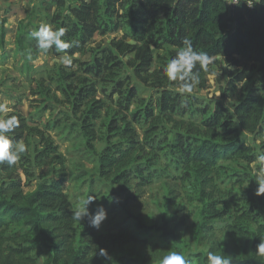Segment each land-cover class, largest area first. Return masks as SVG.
I'll return each instance as SVG.
<instances>
[{
  "label": "trees",
  "instance_id": "obj_1",
  "mask_svg": "<svg viewBox=\"0 0 264 264\" xmlns=\"http://www.w3.org/2000/svg\"><path fill=\"white\" fill-rule=\"evenodd\" d=\"M33 9L45 12L43 24L64 28L62 39L72 44L64 51L55 45L46 51L72 63L52 70L39 88L79 129L100 189L112 191L108 199H123V192L132 187L140 191L133 198H141V191L160 177L148 160L153 154L159 157L163 144L169 161L182 163L181 171L197 181L203 219L199 229L206 233L217 226L225 234L223 251L220 246L209 251L234 260L241 253L247 260L243 264H264V255L256 252L264 238V195H255L254 181L241 195H227L232 198L226 203L212 178L221 171L219 160L242 167L249 180L259 168L255 157L264 150V3L250 8L246 2L232 6L227 0H43ZM6 23L4 19L0 29L2 43ZM25 23H20V31ZM31 27L29 23L28 30ZM118 32L123 33L120 38L94 47L97 35ZM184 40L211 59L191 94H182L179 82L170 81L164 71ZM28 42L39 49L35 38ZM25 43L19 35L20 48ZM86 56L90 60L82 61ZM209 76L215 77L221 93L222 101L215 100L214 106L201 104L197 96L207 89ZM138 84L151 96L136 106ZM101 91L111 105L98 97ZM11 115L19 118L20 126L9 138L24 143L27 151L14 166L0 165V264H161L157 256L149 258L146 247L137 250L139 241L127 229L96 230L87 218L74 221L76 207L63 189L64 177L38 172L51 166L65 172L66 157L53 129L30 125V118L19 111ZM55 124L57 128L61 121ZM239 181L243 186L245 180ZM32 187L33 192H26ZM126 216L138 232L156 230L176 248L186 244L168 223L149 226L141 216ZM238 243H243L242 252ZM198 248L191 258L207 264L209 251ZM99 249L108 257H100ZM36 251L42 255H34ZM235 261L231 264H241Z\"/></svg>",
  "mask_w": 264,
  "mask_h": 264
},
{
  "label": "rangeland",
  "instance_id": "obj_2",
  "mask_svg": "<svg viewBox=\"0 0 264 264\" xmlns=\"http://www.w3.org/2000/svg\"><path fill=\"white\" fill-rule=\"evenodd\" d=\"M4 3L0 1V29L3 26L2 21L4 19L8 20L11 11L8 8L9 5H3ZM35 4L36 7H39L41 0ZM28 9H31V6ZM33 10L32 14L29 13V15H33L32 18L27 17L24 29L22 31L18 30L16 34L17 38L19 35L24 37L26 43L23 48L22 46L20 48L17 42L14 43L15 39H13V42L8 43V46L5 44L3 50L1 47L3 43L0 40V102L8 101L9 107L12 109L11 112L16 110L23 113L27 118H30V125L49 126V128L53 129L51 134L55 143L59 146L60 153L66 157L65 172L58 173L61 170L59 166L42 168L38 172L40 174L47 173L50 178L63 176L65 179L63 189L72 197L76 208L81 200L86 199L90 194L93 195L96 201L89 206L90 211L95 213L96 208L101 205L107 211V219L100 228L109 229L110 231L118 230L117 228L127 229V232L135 236L139 241L136 244L137 250L139 251V249L146 247L147 251L145 252L151 259L157 256L162 260L163 256L176 251L185 255L189 259V264H198L197 259L190 256L191 252L199 250L198 246L206 251H209L212 246H215L216 249L220 246L221 251H223L225 234L220 233L219 227L216 226L215 230L206 233L204 230L199 229L203 219L200 212L201 202L199 201L200 193L197 181L192 174L188 173L186 175L187 173L185 174L181 171L182 163L178 164L175 161H169L171 155H168V151H163L165 145L163 146L162 144V152L158 154L159 157L154 154L149 157L148 164L154 167L155 165L157 166L160 177H154L152 184L145 187L144 191H141V198H133V196H139L140 191L132 187L123 192V199L113 197L115 201H118L115 202L112 197L108 199L112 192L110 189L108 191L100 189L95 164L85 154V150L82 147V139L79 136V129L67 120L58 105L53 104V99L51 101H49L50 98L47 101L45 100L42 90L39 88V81L43 77L49 76L48 74L52 70L69 65L64 63L67 57L63 55L54 56L44 50L34 49L28 42V40L30 41L33 38L30 33L35 30L34 26L43 24L41 21L46 16L44 11L38 14L36 11L33 12ZM29 23L32 24V27L28 30ZM122 35V32L109 34L105 37L97 35L94 38V47H104L110 44L113 39L120 38ZM29 54L31 59L28 58ZM76 57L80 58L78 55ZM89 60L90 56H86L82 61ZM57 85L58 83H54L51 87L53 93L56 92L54 89ZM137 87L139 96L135 102L136 106L140 105L142 99L148 102L151 96L139 84ZM56 95L62 98L61 93H56ZM197 96L200 98L201 104L204 105L210 104L214 106L215 100L222 101L214 76L208 77L207 89L199 91ZM98 97L105 100L108 105H111V101L102 91L98 94ZM225 104L231 105L232 103L227 101ZM49 108L52 109L50 110ZM58 120L61 121V124L56 128L55 123ZM100 149L101 144L97 146V150ZM218 162V168L221 171L212 174V178L223 195L222 200L229 203L232 197L229 199L227 195L232 194L233 197H237L241 193L246 192L251 188L255 178L254 180H249L247 177L244 178V169L229 160H219ZM253 168H255V165H253ZM254 174L255 171H253ZM238 175H240L239 178L237 177ZM242 178L245 180L243 186L240 185L239 181ZM91 182L94 183V186ZM34 190L35 187L28 188L26 192H33ZM117 191H119V188L115 189V192ZM128 213L134 216H141L149 226L168 223L186 244H179L180 248H176L174 247V241L163 238L162 234L156 230L138 232L131 228V224L134 221L126 216ZM204 234L207 235L204 236L205 238L203 237ZM238 246L240 247L239 252H242L243 243H238ZM34 255L39 257L42 252L36 251ZM238 255L235 260H238L239 263L243 264L247 261L243 259L241 253ZM235 260L231 259V261L237 262Z\"/></svg>",
  "mask_w": 264,
  "mask_h": 264
},
{
  "label": "clouds",
  "instance_id": "obj_3",
  "mask_svg": "<svg viewBox=\"0 0 264 264\" xmlns=\"http://www.w3.org/2000/svg\"><path fill=\"white\" fill-rule=\"evenodd\" d=\"M245 2L251 8L255 4L264 3V0H245ZM239 3L240 0H237L232 4ZM30 36L37 40V47L44 51L53 45L60 51L72 47L71 42L62 39L65 36V29L62 27L53 30L50 25L41 24L38 29L30 33ZM183 44L184 46L171 59L164 71L170 81L179 82V91L182 94H191L201 82V70L207 71L211 59L207 53L196 51L190 41L184 40ZM28 58L31 59L30 54ZM64 63L71 65L72 60L66 58ZM194 69L196 70L194 71ZM11 111L8 101L0 102V114H5L0 116V165L7 164L10 167L14 166L21 159L22 154L27 151V146L24 143L14 142L9 138L8 134L20 126V120L16 115H6ZM255 160L259 165L255 177L257 185L255 195L259 197L264 195V150L258 152ZM112 200L115 201V198L112 197ZM95 201V197L91 194L86 199L81 200L78 207L72 212V219L81 223L87 218L88 225L99 230L102 223L107 219V211L101 205L96 208L95 213L91 212L89 206ZM256 252L258 255H264V238L260 239ZM99 255L100 257H108L105 249H99ZM228 256L230 255H218L209 251L207 264H231V259L227 258ZM161 264H189V261L180 252L172 251L162 257Z\"/></svg>",
  "mask_w": 264,
  "mask_h": 264
},
{
  "label": "crops",
  "instance_id": "obj_4",
  "mask_svg": "<svg viewBox=\"0 0 264 264\" xmlns=\"http://www.w3.org/2000/svg\"><path fill=\"white\" fill-rule=\"evenodd\" d=\"M0 1L5 2L3 5H6V6L9 5L8 8H10V10H11L9 13V17H8L7 22L9 21L10 16L18 17L17 28H16V32L14 34V37H15L14 43H16L17 42L16 41V39H17L16 34L19 30L18 27L20 26V23L27 19L29 13L32 11L34 6L36 5L35 3L37 1H40V0H0ZM41 1H43V0H41ZM29 6H31V9H28ZM7 36H8V31L5 27V40L3 42V46H1L3 50H4L5 44L8 46Z\"/></svg>",
  "mask_w": 264,
  "mask_h": 264
},
{
  "label": "bare ground",
  "instance_id": "obj_5",
  "mask_svg": "<svg viewBox=\"0 0 264 264\" xmlns=\"http://www.w3.org/2000/svg\"><path fill=\"white\" fill-rule=\"evenodd\" d=\"M17 23H18V17L10 16L9 21L5 25L8 31V36H7L8 43L13 42L14 34L17 28Z\"/></svg>",
  "mask_w": 264,
  "mask_h": 264
},
{
  "label": "built area",
  "instance_id": "obj_6",
  "mask_svg": "<svg viewBox=\"0 0 264 264\" xmlns=\"http://www.w3.org/2000/svg\"><path fill=\"white\" fill-rule=\"evenodd\" d=\"M228 1V3L230 4V5H236V4H232V3H234V2H237V0H227ZM240 2H245V0H240Z\"/></svg>",
  "mask_w": 264,
  "mask_h": 264
},
{
  "label": "water",
  "instance_id": "obj_7",
  "mask_svg": "<svg viewBox=\"0 0 264 264\" xmlns=\"http://www.w3.org/2000/svg\"><path fill=\"white\" fill-rule=\"evenodd\" d=\"M250 262L255 263V264H261L260 262H257V261H254V260H251Z\"/></svg>",
  "mask_w": 264,
  "mask_h": 264
}]
</instances>
